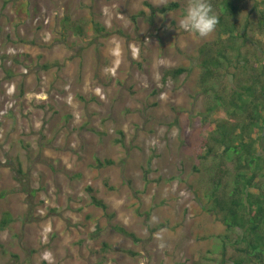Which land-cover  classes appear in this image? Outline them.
Here are the masks:
<instances>
[{
	"label": "rangeland",
	"instance_id": "1",
	"mask_svg": "<svg viewBox=\"0 0 264 264\" xmlns=\"http://www.w3.org/2000/svg\"><path fill=\"white\" fill-rule=\"evenodd\" d=\"M144 1L179 7L150 16ZM186 3L0 0V192L14 189L0 197V216L14 218L0 231V264H220L216 235L225 227L203 207L210 161L198 157L206 98L197 48L215 31L199 38L181 30ZM253 4L244 1L242 17L255 18ZM66 15L83 34L63 32ZM177 67L187 71L162 80ZM95 158L116 163L96 168ZM145 211L150 226H166L151 233ZM231 254L228 246L224 264Z\"/></svg>",
	"mask_w": 264,
	"mask_h": 264
},
{
	"label": "trees",
	"instance_id": "2",
	"mask_svg": "<svg viewBox=\"0 0 264 264\" xmlns=\"http://www.w3.org/2000/svg\"><path fill=\"white\" fill-rule=\"evenodd\" d=\"M244 1L208 0L219 23L215 36L197 48L198 88L206 98L201 113L204 133L197 151L201 161H210L203 207L225 227L224 233L216 235L219 240L216 251L222 257L220 264L226 261L228 246L234 251L227 257L231 264H264V0H252L250 12L255 13V18L250 14L242 17ZM143 4L150 16L179 7L176 1L160 6L148 1ZM139 15L144 12L140 11ZM132 19L135 21V17ZM61 25L64 33L83 34L82 27L68 15L62 18ZM93 29L105 35L110 33L96 22ZM186 71V67L167 69L162 80L176 79ZM115 142L123 144V139L117 138ZM152 160L153 156H149L142 168L145 183L152 181L148 177ZM115 163L111 158H95L94 166L101 168ZM12 169L17 174L23 173L18 160ZM126 183L134 194L138 193L130 180ZM85 190L90 203L100 208L110 221L114 214L108 212L107 204L93 194L90 186ZM13 191L3 190L0 197ZM143 216L151 233L166 226L165 223L150 226V211L143 212ZM13 220L11 213L4 210L0 231L7 229ZM112 228L134 243L141 241L121 225L114 224Z\"/></svg>",
	"mask_w": 264,
	"mask_h": 264
},
{
	"label": "clouds",
	"instance_id": "3",
	"mask_svg": "<svg viewBox=\"0 0 264 264\" xmlns=\"http://www.w3.org/2000/svg\"><path fill=\"white\" fill-rule=\"evenodd\" d=\"M219 17L208 0H187L178 20V27L199 38H207L217 28ZM155 219V218H154ZM160 247H164L163 236H158Z\"/></svg>",
	"mask_w": 264,
	"mask_h": 264
}]
</instances>
